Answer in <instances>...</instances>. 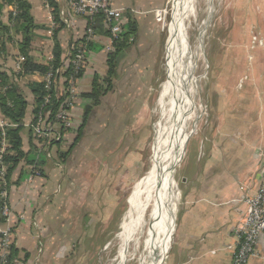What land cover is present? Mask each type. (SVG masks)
Returning <instances> with one entry per match:
<instances>
[{"label":"crops","instance_id":"obj_1","mask_svg":"<svg viewBox=\"0 0 264 264\" xmlns=\"http://www.w3.org/2000/svg\"><path fill=\"white\" fill-rule=\"evenodd\" d=\"M26 1L30 4L35 27L28 54L37 63L49 62L57 41L62 59H67L71 45L85 33V19L72 16L66 0H56L64 25L58 30L47 0ZM159 1L163 0H111L112 7L122 10L127 19L124 27L131 18L138 24L136 44H140L146 34L151 37L148 28L142 29L141 22L160 10ZM251 1L254 7L237 11L243 20L235 26L234 40L225 42L214 61L217 85L210 95V125L203 137L196 140L194 155L187 154L188 142L179 159L176 188L179 210L163 264H232L235 244L232 231L245 212L243 199L254 195L261 183L264 164V5H255V1ZM2 20L6 21V16ZM149 30L153 34L150 27ZM108 43L107 35H98L93 43L95 49L88 54L86 68L78 81L79 96L73 110L75 128L82 119L84 108L90 104L86 95L94 77L101 80L106 76V56L112 53L106 49ZM5 48L7 53L0 58V67L17 69L19 48L13 41ZM43 80V76L33 73L22 76L17 85L31 101L32 95L26 86ZM112 95L115 90L107 94L108 97ZM29 116L30 109L24 118L26 127ZM27 146L28 142L24 141L22 150L26 151ZM49 158L39 176H32L19 164L7 186L9 204L13 208L12 247L18 258H26L24 264H63L61 259L66 254L62 241L65 238L64 214L68 207L63 198L67 189L60 187V163ZM3 227L0 215V230ZM257 251L264 254L263 241ZM248 264L264 263L253 259Z\"/></svg>","mask_w":264,"mask_h":264},{"label":"rangeland","instance_id":"obj_2","mask_svg":"<svg viewBox=\"0 0 264 264\" xmlns=\"http://www.w3.org/2000/svg\"><path fill=\"white\" fill-rule=\"evenodd\" d=\"M254 1L255 5H264V2ZM159 2L160 15L150 14L141 22L142 29L148 28L151 37L144 35L140 44L127 51L118 65L117 80L113 82L115 95L99 113L89 116L80 142L60 163V187L67 189L63 202L68 206L64 214L62 244L66 246V254L61 259L63 264L121 263L118 260L120 242L116 237L122 232L133 186L150 167L157 137L155 126L161 116V91L166 82L176 0ZM191 5L182 18L185 49L189 63L193 64L194 81L191 99L194 105L188 113L194 117L186 129L189 133L194 129V134L188 137V156L194 155L196 140L203 137L211 122L210 95L217 85L214 61L225 42L234 40L235 26L243 20L237 11L254 7L251 0H193ZM163 101L166 104L168 98ZM80 123L81 120L75 131ZM75 136L74 133L72 137ZM186 145L180 149L179 159ZM180 165L178 161L173 171L176 188ZM74 205L77 208L74 209ZM178 210L177 202L175 221L169 223V245ZM146 234L145 230L132 234L126 242L121 264L154 261L159 241L163 239L159 236L153 247V241L150 242ZM166 257L167 252L160 264Z\"/></svg>","mask_w":264,"mask_h":264},{"label":"trees","instance_id":"obj_3","mask_svg":"<svg viewBox=\"0 0 264 264\" xmlns=\"http://www.w3.org/2000/svg\"><path fill=\"white\" fill-rule=\"evenodd\" d=\"M47 2L52 9L54 23L58 26V30H61L64 25L59 18V3L56 0H47ZM30 9V4L26 0H0V58L7 53L5 46L9 42L13 41L19 48L18 68L12 67L6 69L0 67V115L14 125L13 128L7 131V152L3 159L6 168V186H8L10 177L19 164H21L22 169L25 168V170L30 171L32 176H35L34 174L37 173V176H39V174H42L41 170L45 168L50 160V158L48 159L49 156L55 163H63L66 160L80 142L83 128L87 124L89 116L99 113L102 107L110 102L112 96L108 97L107 94L111 90H114L113 81L117 80L118 77V65L127 54V51L136 45L139 38V26L131 18L126 27L123 28L121 39L113 44L112 53L106 56V76L101 80L94 77L92 81L91 90L86 95L90 99V104L84 108L81 123L77 131L70 133V135L68 133V136L59 142L49 140L46 141L45 145H42V140L34 136L31 127L24 125V118L30 109L28 125L34 124L39 114H43L44 118L47 116V121L53 119V115L59 111L65 98L64 91L67 88L70 70L68 69L69 67H65V64L63 65V62L67 63L69 58L62 59V51L57 41L54 43L53 57L49 62L37 63L28 54L35 28L30 15ZM4 16H6V21L2 20ZM94 29L96 37L101 34L109 37V33L103 24V18L100 15L95 17ZM57 31L54 32V38H56ZM83 42L84 35L79 41L71 45L69 53L72 54L77 46ZM93 43L95 41L85 45L87 52L95 49ZM86 64L84 69L86 68ZM58 68L61 71L56 84L47 90L44 82L30 83L26 87L29 89L32 99L31 101L26 99L22 90L17 85L22 76L33 73L45 76L48 71H55ZM84 69L78 75L79 80L83 75ZM47 96L50 97V103L44 105V98ZM73 110L71 113L72 120ZM74 133L76 136L72 137ZM69 137H71V140H69ZM24 141L28 142V149L26 151L22 150ZM17 256V251L11 246L10 259L15 258L24 263L26 258L22 259Z\"/></svg>","mask_w":264,"mask_h":264},{"label":"bare ground","instance_id":"obj_4","mask_svg":"<svg viewBox=\"0 0 264 264\" xmlns=\"http://www.w3.org/2000/svg\"><path fill=\"white\" fill-rule=\"evenodd\" d=\"M192 1L176 0L174 6L166 82L160 97V101H162L161 116L155 126L157 137L155 138L154 154L149 169L142 179L133 186L125 223L122 232L116 237L120 242L118 260L121 263L125 258L126 242L130 241L132 234L142 233L145 230L150 236V242L153 241V247L156 239L159 240V236L164 240L159 241L158 255L154 257L151 264H160L169 247V238L167 237L169 223L175 221L174 214L177 205L173 171L179 161L180 149L186 145L189 135L194 134V129L191 130V133L186 131L188 122L194 117L192 114L188 115L194 105L191 100L194 93V81L191 77L193 64H190V60L187 59L185 49L187 46L184 43L182 25V18L186 11L190 10L189 6H192ZM165 98H168L166 104L163 103Z\"/></svg>","mask_w":264,"mask_h":264},{"label":"built area","instance_id":"obj_5","mask_svg":"<svg viewBox=\"0 0 264 264\" xmlns=\"http://www.w3.org/2000/svg\"><path fill=\"white\" fill-rule=\"evenodd\" d=\"M66 7L72 16L83 17L86 20L84 42L79 44L72 54H67L66 58H69L67 63L63 62L66 68L69 67L70 75L64 91L65 98L59 111L53 115L51 121H47V116L44 118L43 114H39L34 124L27 125L31 127L34 136L42 140V145L49 140L59 142L67 137L68 133L70 135L76 130L71 113L78 99V75L83 71L89 54L85 45L96 41L97 38L94 29L95 17L100 15L103 18L104 27L109 33L106 49L111 52L113 44L121 39L127 22L123 11L112 7L111 0H66ZM159 15L160 12H156V16ZM60 71L59 68L55 71L50 70L43 76L47 90L56 84ZM49 103L50 97L47 96L43 104ZM13 127V124L0 115V215L4 222V227L0 230V264H24L18 259H10V248L13 243L11 221L13 208L8 200L5 182L6 168L3 159L7 152V131ZM34 175L37 176L38 173ZM243 203L245 212L232 231L235 243L232 264H248L253 259L264 263V254L257 251L259 243L264 242V164L258 190L254 195L243 199Z\"/></svg>","mask_w":264,"mask_h":264}]
</instances>
